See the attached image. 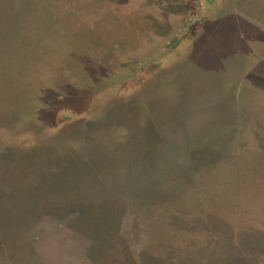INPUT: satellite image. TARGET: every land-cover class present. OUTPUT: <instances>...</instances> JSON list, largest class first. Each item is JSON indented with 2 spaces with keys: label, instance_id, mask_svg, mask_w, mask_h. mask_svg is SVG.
I'll use <instances>...</instances> for the list:
<instances>
[{
  "label": "rangeland",
  "instance_id": "1",
  "mask_svg": "<svg viewBox=\"0 0 264 264\" xmlns=\"http://www.w3.org/2000/svg\"><path fill=\"white\" fill-rule=\"evenodd\" d=\"M223 1L82 0L66 60L0 92V160L21 176L0 182V264H45L24 221L66 248L46 264H264V54L241 28L230 40ZM134 107L161 136L151 147L129 127ZM66 153L75 184L42 193ZM228 168L248 173L252 212L211 199Z\"/></svg>",
  "mask_w": 264,
  "mask_h": 264
},
{
  "label": "water",
  "instance_id": "2",
  "mask_svg": "<svg viewBox=\"0 0 264 264\" xmlns=\"http://www.w3.org/2000/svg\"><path fill=\"white\" fill-rule=\"evenodd\" d=\"M69 1L74 5L78 0ZM27 2L31 0L25 2L0 0V92L5 96L16 97V91L20 92L24 86V73L21 72L23 62L28 75L32 77L39 67H50L53 62L62 58L66 60L69 51L73 49L74 39L64 37L63 32L76 22V25L78 22L81 23L75 17L76 14L59 1L37 2L33 6ZM246 15L249 18L241 20L243 31L251 37L250 40L258 47V51L264 54V0L257 1L254 6L250 5ZM76 35L79 36V31ZM204 72L208 79L207 86L203 85L200 88L205 92L200 100L206 103L210 97L213 98L211 85L216 80L213 78L215 72L212 69L206 68ZM134 109L139 108H132L129 115H126L129 127L132 129L142 124V129L137 130L138 137L145 139L143 142L146 144L143 147H151L158 137L153 135L145 138L151 125L149 117L144 113L137 114V110ZM247 175L245 172L240 174L237 181L241 183L242 178ZM45 233L49 238V242L44 244L45 250L48 249L52 255L55 253L65 255L66 248L57 245L59 240L51 237L50 232Z\"/></svg>",
  "mask_w": 264,
  "mask_h": 264
},
{
  "label": "flooded vegetation",
  "instance_id": "3",
  "mask_svg": "<svg viewBox=\"0 0 264 264\" xmlns=\"http://www.w3.org/2000/svg\"><path fill=\"white\" fill-rule=\"evenodd\" d=\"M246 0H224L219 4L217 7V14L219 16L224 17L223 21V26L226 27V31L228 32V35L230 34V40L232 41V36L231 33H229L228 28L230 30L231 27H237L241 28L242 34H243V28H242V22L241 20L244 21V19H248L249 16L246 15L247 6ZM244 35V34H243ZM234 37V36H233ZM251 41V40H250ZM235 42H239L235 38ZM121 120L123 117H120ZM150 130L148 133L146 132L147 136L145 135V138H149L148 136H153L156 135L154 131H152V124L153 120L150 118ZM155 130V129H153ZM156 131V130H155ZM160 137V136H158ZM89 156V155H88ZM48 157V156H47ZM74 156L71 154L65 155V157L61 158L62 160H59V168L54 169V171H49L47 174L52 175L53 174V179L49 177L48 182L42 187L41 192L42 193H58L61 192L62 188L67 187H72L73 184L76 182V178L78 177V174L80 173L81 166L79 163L73 160ZM92 165L95 168L100 169L99 161L98 159L94 158V155H91L90 160H89ZM66 162V165H63ZM19 165L16 164L15 162H10L0 160V182L3 180H6L8 178H15L16 181L21 177L20 176V169L18 167ZM59 188L61 190H59ZM62 193V192H61ZM67 193V192H66ZM69 195L65 194L64 196ZM30 203V202H27ZM28 204H26L27 206ZM21 209H26V208H21ZM20 209V210H21ZM32 217V216H31ZM29 217V218H31ZM31 220V219H30ZM25 225L29 224V229L27 230V234L25 235V240L23 238V245L27 246V244L31 245L30 247L32 248V251L35 250L41 254V256L44 258V262L46 264V258L48 255V249L45 250L44 244H47L49 242L48 234L45 233L47 232V226L43 222H36L35 224H32L29 221H24Z\"/></svg>",
  "mask_w": 264,
  "mask_h": 264
},
{
  "label": "trees",
  "instance_id": "4",
  "mask_svg": "<svg viewBox=\"0 0 264 264\" xmlns=\"http://www.w3.org/2000/svg\"><path fill=\"white\" fill-rule=\"evenodd\" d=\"M26 1H28V0H26ZM50 1H52V0H50ZM55 1H59L64 6H66L68 10L72 11L73 13H75V12L78 13V10H76V8H78L79 6L76 7V5L79 4L82 0H78L76 3H74V5H72L73 2H71L69 0H55ZM23 2H25V1H23ZM77 33H78L77 31H74V32L72 31L70 35L73 36ZM72 39H75V38H72ZM21 72L27 73V76L29 77L28 71L26 70V67H25V62H23ZM16 92H18V91H16ZM262 157L264 158V154ZM242 173H244V172L241 171L240 169L228 168L227 172H226V176L230 177L231 179L228 178L229 179L228 181H226L224 179L225 181H223V182H222V180L219 179L221 182L222 188L217 193L214 192L213 194H210V197H211V199H213V202L221 203L222 206H224V207L229 206L230 211L242 212L243 210H246V211L252 212L253 211L252 209L242 208V206L244 205L242 203L245 202V200H243L245 198V196L247 197V199L249 198L247 188H245V187L243 188V184L237 182L239 175ZM217 183H218V179H217ZM215 184H216V182H215ZM247 202H249V201H247ZM238 228L239 227H237V229Z\"/></svg>",
  "mask_w": 264,
  "mask_h": 264
}]
</instances>
